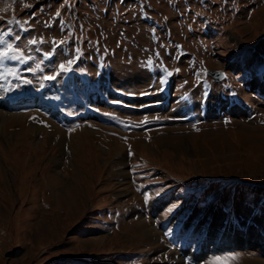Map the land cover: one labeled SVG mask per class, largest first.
Returning a JSON list of instances; mask_svg holds the SVG:
<instances>
[{
	"label": "rangeland",
	"instance_id": "obj_1",
	"mask_svg": "<svg viewBox=\"0 0 264 264\" xmlns=\"http://www.w3.org/2000/svg\"><path fill=\"white\" fill-rule=\"evenodd\" d=\"M0 33V264H264V0H0Z\"/></svg>",
	"mask_w": 264,
	"mask_h": 264
},
{
	"label": "water",
	"instance_id": "obj_2",
	"mask_svg": "<svg viewBox=\"0 0 264 264\" xmlns=\"http://www.w3.org/2000/svg\"><path fill=\"white\" fill-rule=\"evenodd\" d=\"M207 72H208V75L212 76L213 79L216 81H222L226 76V71H223V70L209 69L207 70Z\"/></svg>",
	"mask_w": 264,
	"mask_h": 264
},
{
	"label": "snow or ice",
	"instance_id": "obj_3",
	"mask_svg": "<svg viewBox=\"0 0 264 264\" xmlns=\"http://www.w3.org/2000/svg\"><path fill=\"white\" fill-rule=\"evenodd\" d=\"M57 15H59V13H57ZM9 23H11V22H9ZM0 35H3V33H0ZM0 43H3V40H0ZM33 43H35V41H33ZM9 48H11V45H9ZM5 55H7V54L6 53H0V58H2ZM48 78L51 79L52 77H48Z\"/></svg>",
	"mask_w": 264,
	"mask_h": 264
}]
</instances>
